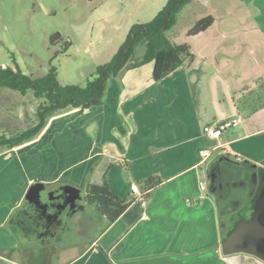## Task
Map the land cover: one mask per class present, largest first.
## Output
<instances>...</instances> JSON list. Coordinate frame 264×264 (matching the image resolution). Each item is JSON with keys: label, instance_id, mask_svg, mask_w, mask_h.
I'll list each match as a JSON object with an SVG mask.
<instances>
[{"label": "crops", "instance_id": "0c3cea01", "mask_svg": "<svg viewBox=\"0 0 264 264\" xmlns=\"http://www.w3.org/2000/svg\"><path fill=\"white\" fill-rule=\"evenodd\" d=\"M238 1L248 13L242 29L216 31V14L187 41L192 62L155 82L153 61L130 66L145 48L137 59L133 53L109 80L101 105L55 113L33 140L0 151V250L9 253L0 252V264H264L221 252L229 221L257 197L246 179L261 185L264 171V0ZM11 92L20 104L14 126L1 133L32 127L42 101ZM223 120L236 125L218 139L204 136ZM149 177L160 183L144 190ZM104 180L128 207L109 223L85 204L90 223L73 220V242L64 243L63 232L22 248L26 239L7 225L35 182L84 197L88 184ZM131 184L141 200L128 201Z\"/></svg>", "mask_w": 264, "mask_h": 264}, {"label": "rangeland", "instance_id": "374dc122", "mask_svg": "<svg viewBox=\"0 0 264 264\" xmlns=\"http://www.w3.org/2000/svg\"><path fill=\"white\" fill-rule=\"evenodd\" d=\"M209 1L211 0H192L185 5L177 15L175 24L165 32V39L172 44H188L187 41L192 38L188 36L189 30L197 20L208 15L215 18L217 14L216 31H225L232 36L235 27L242 29L241 25L245 23L243 20L248 13L241 1L219 0L214 4ZM166 2L167 0H0V66L3 64L10 69H18L32 79L40 78L50 68H54L60 85L83 87L93 78L98 66L109 62L123 43L130 27L151 21ZM223 4L226 9L219 13ZM143 50L144 46L138 45L134 59ZM11 95H14L11 90L0 89V107L4 105L10 108L7 113H0V130L4 126L8 128L13 125L11 121L14 111L20 104L19 96L14 99ZM6 130L13 131L0 132V136L11 137L21 131ZM6 149L8 148H0V151ZM237 192L241 197L246 194ZM231 193L235 191L231 190ZM93 217L95 219V215ZM76 231V222L71 221L64 230V243L77 240ZM36 241L40 240L31 236L28 241L24 240L22 248H25V244ZM0 252L9 254L2 250ZM11 257L24 256L11 254Z\"/></svg>", "mask_w": 264, "mask_h": 264}, {"label": "trees", "instance_id": "16d2710c", "mask_svg": "<svg viewBox=\"0 0 264 264\" xmlns=\"http://www.w3.org/2000/svg\"><path fill=\"white\" fill-rule=\"evenodd\" d=\"M191 1L167 0L151 21L132 25L109 62L98 66L93 78L83 87L60 85L54 68H50L44 76L36 79L22 74L18 69H0V89H8L21 95L32 92L35 98L42 100L36 111V123L14 136H0V148H13L34 139L43 129L46 120L55 113L67 109L83 111L101 105L109 80L115 78L127 66L138 45L144 46V54L139 62L130 66L137 67L153 61L152 78L155 82L185 62H192L194 57L188 44H172L165 39V32L172 28L179 12ZM213 22L214 18L210 15L197 20L189 30L188 36L199 35ZM159 183V178L149 177L140 185L144 190H150ZM85 200L109 223L114 222L129 204L111 191L106 180L101 185L88 184L85 189Z\"/></svg>", "mask_w": 264, "mask_h": 264}, {"label": "flooded vegetation", "instance_id": "af4514ba", "mask_svg": "<svg viewBox=\"0 0 264 264\" xmlns=\"http://www.w3.org/2000/svg\"><path fill=\"white\" fill-rule=\"evenodd\" d=\"M254 182L253 179L248 181L246 179V184L257 196L260 185ZM85 204L91 206L86 202L85 196H79V191L72 187L44 186L35 182L26 191L18 209L9 217L7 225L26 241L31 236L36 237L40 240L36 243L42 246L45 239L56 240L75 218L78 219L77 222L84 223L87 227L90 222ZM95 211L97 212L96 209ZM252 217L253 208L250 210L243 208L238 214L233 215L229 227L232 229L240 219L251 220Z\"/></svg>", "mask_w": 264, "mask_h": 264}, {"label": "water", "instance_id": "95a60500", "mask_svg": "<svg viewBox=\"0 0 264 264\" xmlns=\"http://www.w3.org/2000/svg\"><path fill=\"white\" fill-rule=\"evenodd\" d=\"M251 220L240 219L221 242L223 255L245 254L264 262V171Z\"/></svg>", "mask_w": 264, "mask_h": 264}, {"label": "built area", "instance_id": "2783aa9c", "mask_svg": "<svg viewBox=\"0 0 264 264\" xmlns=\"http://www.w3.org/2000/svg\"><path fill=\"white\" fill-rule=\"evenodd\" d=\"M7 67L5 65H1L0 69L5 70ZM236 125V122L234 121H228V120H223L220 123H218L214 127H205L203 130V134L206 138L208 139H218L222 133V131L233 127ZM143 196V193L139 191L137 186L135 184L130 185V192L128 195V201H135V200H141Z\"/></svg>", "mask_w": 264, "mask_h": 264}]
</instances>
